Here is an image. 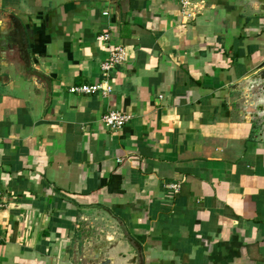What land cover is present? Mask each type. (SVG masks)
I'll return each mask as SVG.
<instances>
[{"label":"crops","instance_id":"1","mask_svg":"<svg viewBox=\"0 0 264 264\" xmlns=\"http://www.w3.org/2000/svg\"><path fill=\"white\" fill-rule=\"evenodd\" d=\"M180 1L0 0V264H264V0Z\"/></svg>","mask_w":264,"mask_h":264},{"label":"built area","instance_id":"2","mask_svg":"<svg viewBox=\"0 0 264 264\" xmlns=\"http://www.w3.org/2000/svg\"><path fill=\"white\" fill-rule=\"evenodd\" d=\"M181 13L188 20L192 18L189 12L188 0H181ZM106 15V13H105ZM100 41L106 43L109 41V35H104L98 38ZM126 62L125 49L120 46H114L110 49L107 58L101 63L100 66V80L93 84H84L79 87H71L69 93L72 95H101L107 97L112 92L111 73L116 70L117 67L123 65ZM129 117L120 112H108L101 118L103 126L111 131H117L127 124ZM167 191L173 195H176L180 190V184L172 183L166 186ZM6 206L3 199V195L0 192V209Z\"/></svg>","mask_w":264,"mask_h":264},{"label":"water","instance_id":"3","mask_svg":"<svg viewBox=\"0 0 264 264\" xmlns=\"http://www.w3.org/2000/svg\"><path fill=\"white\" fill-rule=\"evenodd\" d=\"M11 22L13 23V34L9 35V39L18 42V44L20 45L23 55H24V66L23 68L25 69V67L27 68L29 65V57H28V52L26 50V44H25V34L22 30L21 24L15 19V18H11ZM25 71V70H23ZM252 81H259L260 82V89L262 92H264V70H261L258 74H256L253 78ZM249 104V101H247ZM253 104H249V107H253ZM256 109L258 110V114H257V120L259 121V125L261 128V134L264 137V103H259L258 106H255ZM108 216L110 218H113L111 216L110 213H108ZM130 242H132L129 239ZM134 246L136 247L137 251L139 252V255L133 260V264H143V259L141 257V251H140V246L139 244L134 243ZM100 264H110L109 260H105L103 262H101Z\"/></svg>","mask_w":264,"mask_h":264}]
</instances>
